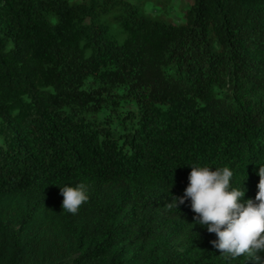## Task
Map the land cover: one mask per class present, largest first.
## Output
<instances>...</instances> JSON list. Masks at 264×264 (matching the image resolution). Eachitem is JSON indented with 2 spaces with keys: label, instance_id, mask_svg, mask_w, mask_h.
Listing matches in <instances>:
<instances>
[{
  "label": "trees",
  "instance_id": "obj_1",
  "mask_svg": "<svg viewBox=\"0 0 264 264\" xmlns=\"http://www.w3.org/2000/svg\"><path fill=\"white\" fill-rule=\"evenodd\" d=\"M170 5L0 0V199L23 198L0 264H264L221 255L189 201L166 207L193 164L229 166L255 198L264 0ZM80 182L72 215L60 187Z\"/></svg>",
  "mask_w": 264,
  "mask_h": 264
},
{
  "label": "clouds",
  "instance_id": "obj_2",
  "mask_svg": "<svg viewBox=\"0 0 264 264\" xmlns=\"http://www.w3.org/2000/svg\"><path fill=\"white\" fill-rule=\"evenodd\" d=\"M255 198L245 197L246 189L234 187L229 166L191 165L183 195H172L168 209L189 201L194 222L214 233L213 247L226 257L247 256L254 261L264 254V165L260 164ZM63 211L75 215L89 200V186L80 182L60 187Z\"/></svg>",
  "mask_w": 264,
  "mask_h": 264
},
{
  "label": "rangeland",
  "instance_id": "obj_3",
  "mask_svg": "<svg viewBox=\"0 0 264 264\" xmlns=\"http://www.w3.org/2000/svg\"><path fill=\"white\" fill-rule=\"evenodd\" d=\"M189 2L190 0H171V5L169 6L168 9L172 17L178 19L180 16V7L187 5ZM149 10L153 12L157 11L155 8H152V7L149 8ZM22 205H23V198L21 197L1 198L0 199V218L14 222L17 219L18 215L20 214V209ZM56 236L60 238L61 240L60 246L63 247L67 239H65L64 235L58 232L56 233V228H55L53 237H56ZM53 241H54V238H53ZM48 246H50V242L48 243ZM65 251H68V249ZM75 256L76 255L74 253H69L64 257L57 259L54 264H69L70 262H72Z\"/></svg>",
  "mask_w": 264,
  "mask_h": 264
}]
</instances>
